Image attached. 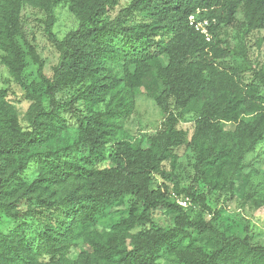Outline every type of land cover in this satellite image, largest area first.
<instances>
[{"label":"trees","instance_id":"1","mask_svg":"<svg viewBox=\"0 0 264 264\" xmlns=\"http://www.w3.org/2000/svg\"><path fill=\"white\" fill-rule=\"evenodd\" d=\"M118 1L0 0V63L22 83L29 56L47 100L26 89L30 106L24 127L8 92L0 90V215L17 223L6 233L0 230V264H157L170 249L180 264H264L263 246L216 230L218 214L210 212L206 194L194 188L232 193L235 176L244 175V199L264 206L260 182L252 184L254 170L246 173L249 158L264 141V96L243 90L229 72L206 60L222 28L236 25L239 9L245 33L264 31V0H131L114 18H105ZM63 2L78 27L59 39L53 32L54 9ZM24 6L45 15L44 31L58 54L50 79L21 21ZM134 16L143 20L134 22ZM190 16L209 21V41L189 25ZM262 57L252 72L260 88L264 52ZM136 90L164 117L144 140H118L134 111ZM66 116L77 124L76 141L33 153L66 129ZM187 119L195 163L192 187L184 190L172 150L185 143L180 124ZM30 165L35 177L26 181ZM154 177L162 185L154 188ZM181 194L189 206L200 207L196 219L177 201ZM127 195L134 203L125 219L103 234L89 230L102 208ZM159 207L174 214L173 226L146 228ZM189 229L201 236L202 247L175 249L177 242L190 239ZM79 238L89 252L72 260Z\"/></svg>","mask_w":264,"mask_h":264},{"label":"rangeland","instance_id":"2","mask_svg":"<svg viewBox=\"0 0 264 264\" xmlns=\"http://www.w3.org/2000/svg\"><path fill=\"white\" fill-rule=\"evenodd\" d=\"M131 0H119L114 9L105 16L107 19L114 18L120 9L124 8ZM55 25L53 32L57 38L61 39L68 32L75 30L78 23L68 10L67 3L63 2L54 9ZM45 15L34 8L24 6L21 10V21L27 26L33 41L31 45L38 54L42 72L48 79L52 77V69L58 64V54L49 42L44 31ZM134 22H140L143 19L140 16H134ZM236 25L232 27H224L219 33L218 40L214 52H210L206 60L212 62L219 70L229 72L236 83L243 90L251 89L259 96H264V88L257 87L252 79V72L259 68L263 61L264 44L260 41L264 37V31L245 33L243 27V18L241 10L236 14ZM241 46V49L239 48ZM231 48L233 52L231 51ZM137 47L136 51H139ZM152 51V50H151ZM2 54L0 53V59ZM164 64V58H160ZM27 67L23 72L22 83L15 82L8 74L6 68L0 63V90L8 92L7 101L17 111L21 124L25 127L26 117L30 102L25 97V91L35 93L42 96V101L47 103L43 95L42 84L38 78L37 68L29 56H26ZM71 92L67 94L70 95ZM85 113V109L81 102L76 105ZM264 107V104L261 105ZM164 117L163 112L156 106L153 100L135 91V108L130 118L124 122L123 129L118 133L116 139L136 141L144 140L146 134L155 132ZM67 127L54 139L33 151V153H44L46 151H56L71 145L78 137L77 124L74 119L66 116ZM180 127L186 132L185 143L172 150V154L176 157L174 173L180 182V189H188L192 187V178L194 175L193 166L195 163V154L188 147V142L192 134V122L188 119L182 122ZM225 128L231 129L229 124ZM75 158L74 156L69 159ZM252 168V184L260 182V189L264 192V141L257 145L255 152L249 158ZM107 163V162H106ZM101 164L105 167L107 164ZM166 169H170V163L164 164ZM35 177L33 166L30 165L26 172V181H31ZM247 178L244 175L237 174L234 178L233 192L214 191L209 192L202 185L194 186L198 192L206 194V205L210 212H216L218 217L213 223L216 230L227 238H246L251 245L264 247V206L256 208L247 199H244ZM162 181L159 177L153 178V187H159ZM183 194L179 195L177 201L184 203L192 220L197 218L200 211L198 205H188L183 199ZM134 203L132 196L127 195L120 201L112 203L110 206L100 210L99 216L95 224L89 227L91 232L103 234L110 228L125 219L129 213L131 205ZM207 220L212 215H205ZM174 214L162 207L155 209L151 214V223L146 225L149 227L171 228L173 226ZM17 223L12 222L4 216L0 215V230L8 232L13 229ZM137 228L135 231L140 230ZM190 239L180 240L175 244V249H181L186 246L202 247L201 236L197 232L189 229ZM82 252H89L88 248L83 244L82 239L75 241V245L70 251L69 258L77 260ZM157 264H180L177 256L172 249L166 250Z\"/></svg>","mask_w":264,"mask_h":264},{"label":"built area","instance_id":"3","mask_svg":"<svg viewBox=\"0 0 264 264\" xmlns=\"http://www.w3.org/2000/svg\"><path fill=\"white\" fill-rule=\"evenodd\" d=\"M188 20H189V25L193 27L195 31L201 33L205 37L206 41L210 40L211 36L208 32L209 21L207 19L197 21L194 18V16H190ZM179 204L182 206L184 205V203L183 204L179 203Z\"/></svg>","mask_w":264,"mask_h":264}]
</instances>
